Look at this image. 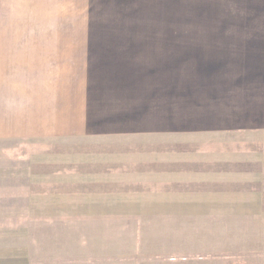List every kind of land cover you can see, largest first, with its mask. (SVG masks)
I'll list each match as a JSON object with an SVG mask.
<instances>
[{
    "label": "rangeland",
    "instance_id": "rangeland-1",
    "mask_svg": "<svg viewBox=\"0 0 264 264\" xmlns=\"http://www.w3.org/2000/svg\"><path fill=\"white\" fill-rule=\"evenodd\" d=\"M15 5L64 50L0 142V264H264V0Z\"/></svg>",
    "mask_w": 264,
    "mask_h": 264
},
{
    "label": "crops",
    "instance_id": "crops-1",
    "mask_svg": "<svg viewBox=\"0 0 264 264\" xmlns=\"http://www.w3.org/2000/svg\"><path fill=\"white\" fill-rule=\"evenodd\" d=\"M16 3L0 0V142L25 141L28 121L41 119L43 110L52 116L58 104L59 51L64 49L59 50L58 37L26 38L25 23L16 17L24 9Z\"/></svg>",
    "mask_w": 264,
    "mask_h": 264
}]
</instances>
